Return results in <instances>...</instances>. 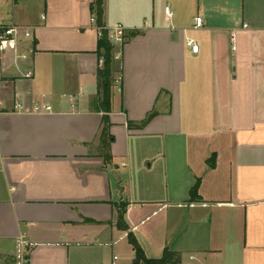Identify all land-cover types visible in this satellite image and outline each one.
Returning a JSON list of instances; mask_svg holds the SVG:
<instances>
[{
	"label": "crops",
	"instance_id": "obj_1",
	"mask_svg": "<svg viewBox=\"0 0 264 264\" xmlns=\"http://www.w3.org/2000/svg\"><path fill=\"white\" fill-rule=\"evenodd\" d=\"M6 1L0 24L33 28L35 53L0 62V264H132L128 233L147 259L264 264V0H102L128 34L110 163L94 0Z\"/></svg>",
	"mask_w": 264,
	"mask_h": 264
},
{
	"label": "trees",
	"instance_id": "obj_2",
	"mask_svg": "<svg viewBox=\"0 0 264 264\" xmlns=\"http://www.w3.org/2000/svg\"><path fill=\"white\" fill-rule=\"evenodd\" d=\"M92 9L94 8V17L96 20L97 26L103 25L102 22V0H94L92 5ZM128 34L126 35L127 39ZM131 36V35H130ZM33 40V45H34ZM98 54L101 61V67L97 72V96H96V105L97 111L102 112V129L99 137V150L102 152V157L104 158L106 163L111 162V157L109 153V147L112 141V136L109 134V118L107 114L110 111V100H111V89L115 82V73H120L119 70H115L113 68L114 59V47L108 42L106 32H101V35L98 36ZM120 61V59L118 60ZM153 117V114H150L145 121H143L140 126H143ZM190 200L197 201L199 199L197 194V184L191 189ZM125 204L117 205V223L116 227L120 231H127L128 226L124 221L125 214ZM128 244L131 246L134 252V259L132 264H179L180 257L177 253L169 251L165 249L161 258L159 259H147L144 255L141 247L136 241L135 237L131 234H127ZM10 262H14V260L10 259Z\"/></svg>",
	"mask_w": 264,
	"mask_h": 264
},
{
	"label": "built area",
	"instance_id": "obj_3",
	"mask_svg": "<svg viewBox=\"0 0 264 264\" xmlns=\"http://www.w3.org/2000/svg\"><path fill=\"white\" fill-rule=\"evenodd\" d=\"M165 14L170 17L169 9L165 8ZM90 22L96 27L98 35L101 32H106L108 42L114 47V59H120L121 49L126 41L127 30L122 25H114L109 27L105 24L97 26L95 17L90 19ZM202 24L200 17L195 19V28H199ZM34 29L30 27H22L14 24H0V62L6 55L11 56L14 64L25 63L34 55L33 45ZM186 47L192 54L198 53V46L193 40H187ZM2 83L0 82V87ZM14 109L20 110L21 104L18 101L14 102ZM35 113H51L52 108L47 105H35L33 107ZM20 260V256L17 257Z\"/></svg>",
	"mask_w": 264,
	"mask_h": 264
},
{
	"label": "rangeland",
	"instance_id": "obj_4",
	"mask_svg": "<svg viewBox=\"0 0 264 264\" xmlns=\"http://www.w3.org/2000/svg\"><path fill=\"white\" fill-rule=\"evenodd\" d=\"M11 12V4H10V1H6L4 2L2 5H0V17L1 15L3 14H7L9 13L10 14Z\"/></svg>",
	"mask_w": 264,
	"mask_h": 264
}]
</instances>
